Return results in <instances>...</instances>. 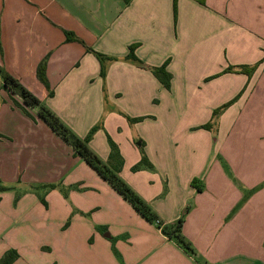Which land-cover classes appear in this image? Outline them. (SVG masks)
Segmentation results:
<instances>
[{"label":"crops","instance_id":"obj_1","mask_svg":"<svg viewBox=\"0 0 264 264\" xmlns=\"http://www.w3.org/2000/svg\"><path fill=\"white\" fill-rule=\"evenodd\" d=\"M0 65L159 219L0 80V260L264 264V0H0Z\"/></svg>","mask_w":264,"mask_h":264},{"label":"trees","instance_id":"obj_2","mask_svg":"<svg viewBox=\"0 0 264 264\" xmlns=\"http://www.w3.org/2000/svg\"><path fill=\"white\" fill-rule=\"evenodd\" d=\"M128 1V0H127ZM174 12L177 13V0H174ZM68 41L76 39L72 32H66ZM133 49V48H132ZM133 51V50H132ZM132 57H135L132 55ZM168 62L163 66L154 70V75L163 83L165 87L170 86V74L167 72ZM46 60H44L38 68V78L40 81L50 89L48 78L46 75ZM256 65L253 67H244L237 73H245L250 75L252 71L256 69ZM0 80L3 81L5 87L12 92L20 96L25 105L38 108L40 117L54 130L56 131L68 144L72 146L75 153L80 155L92 168H94L98 174L106 179L121 195H123L136 209L137 211L151 222L159 221L157 214L153 211L151 206L147 204L116 172L109 168L101 158L90 148L88 140H84L77 136L52 110L45 106L41 100L25 88L18 79L10 75L0 65ZM230 103L222 106L228 107ZM216 113V112H215ZM207 127V126H206ZM135 166L133 169H137ZM183 220L180 219L177 223L163 228V232L169 237L173 238L186 252L193 253V248L183 236L181 227ZM19 258V254L16 250H9L1 258L0 264H13Z\"/></svg>","mask_w":264,"mask_h":264},{"label":"rangeland","instance_id":"obj_3","mask_svg":"<svg viewBox=\"0 0 264 264\" xmlns=\"http://www.w3.org/2000/svg\"><path fill=\"white\" fill-rule=\"evenodd\" d=\"M241 67H242V65H241ZM243 67H244V66H243ZM245 67H246V65H245ZM234 68H237V67H236V66H234ZM238 68H239V67H238ZM229 106H230V105H229ZM229 106H228V107H229ZM224 108H225V107H224ZM222 109H223L222 107H221V108H218V109H216V110H215V112H216L215 114H218V113H219V112H220Z\"/></svg>","mask_w":264,"mask_h":264}]
</instances>
